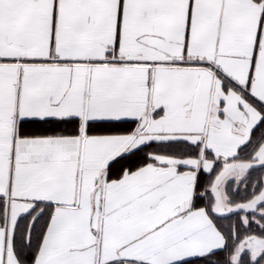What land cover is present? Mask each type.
<instances>
[{
	"label": "snow or ice",
	"instance_id": "snow-or-ice-1",
	"mask_svg": "<svg viewBox=\"0 0 264 264\" xmlns=\"http://www.w3.org/2000/svg\"><path fill=\"white\" fill-rule=\"evenodd\" d=\"M256 172L264 0H0V264H264Z\"/></svg>",
	"mask_w": 264,
	"mask_h": 264
},
{
	"label": "trees",
	"instance_id": "trees-1",
	"mask_svg": "<svg viewBox=\"0 0 264 264\" xmlns=\"http://www.w3.org/2000/svg\"><path fill=\"white\" fill-rule=\"evenodd\" d=\"M241 155L243 156V153H241ZM264 178L262 177V174L259 172L253 173L248 181L246 183H243L239 186V193L235 194L234 192L231 193L232 194V198L235 201L238 202H243L245 200L246 197H249L250 194L253 191H257L258 187H259V181ZM254 184L256 185V187H254ZM234 186L230 185L229 189H232ZM233 220H235V216H233ZM225 223H227V221H225ZM256 229V225H253V231L255 232ZM256 234H259L258 232H256ZM245 259H247V257H245Z\"/></svg>",
	"mask_w": 264,
	"mask_h": 264
},
{
	"label": "crops",
	"instance_id": "crops-1",
	"mask_svg": "<svg viewBox=\"0 0 264 264\" xmlns=\"http://www.w3.org/2000/svg\"><path fill=\"white\" fill-rule=\"evenodd\" d=\"M233 180V178H229L228 181H227V187L230 188V184L232 185L233 182L231 181Z\"/></svg>",
	"mask_w": 264,
	"mask_h": 264
},
{
	"label": "rangeland",
	"instance_id": "rangeland-1",
	"mask_svg": "<svg viewBox=\"0 0 264 264\" xmlns=\"http://www.w3.org/2000/svg\"><path fill=\"white\" fill-rule=\"evenodd\" d=\"M231 181L233 182V184H232V185L234 186V181H233V180H231ZM230 185H231V184H230Z\"/></svg>",
	"mask_w": 264,
	"mask_h": 264
}]
</instances>
